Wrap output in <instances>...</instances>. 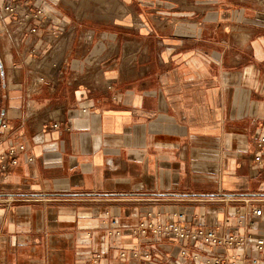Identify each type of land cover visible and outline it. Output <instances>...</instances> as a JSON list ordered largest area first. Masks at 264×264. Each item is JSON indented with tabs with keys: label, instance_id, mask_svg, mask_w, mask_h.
<instances>
[{
	"label": "crops",
	"instance_id": "0c3cea01",
	"mask_svg": "<svg viewBox=\"0 0 264 264\" xmlns=\"http://www.w3.org/2000/svg\"><path fill=\"white\" fill-rule=\"evenodd\" d=\"M262 135L264 0H0V264H264Z\"/></svg>",
	"mask_w": 264,
	"mask_h": 264
},
{
	"label": "built area",
	"instance_id": "2783aa9c",
	"mask_svg": "<svg viewBox=\"0 0 264 264\" xmlns=\"http://www.w3.org/2000/svg\"><path fill=\"white\" fill-rule=\"evenodd\" d=\"M24 9L26 12V18H28L29 6L25 3ZM5 10L12 14L15 11V8L11 5L5 7ZM42 9L37 10L35 13L40 15ZM34 31V30H33ZM33 52V51H31ZM42 81V79H40ZM5 128V125H2ZM53 128L57 127V124L52 125ZM256 153L253 156V162L256 164H261L264 158V135L258 137L255 142ZM23 147H12L10 146L5 152L0 154V168H5V163L8 161L11 165L16 164V155L19 151H22ZM254 217H259L261 215V211L259 209H255L253 211ZM172 232L179 239H192L195 241H201L204 244H211L217 246H225V247H235L243 244H247L249 247H252L258 253H264V238L261 237H251L244 236L241 238H237L232 235H218L214 232L204 231L202 229H193L191 231L180 230L177 227H172L168 232ZM143 233V232H142ZM141 259L146 261L148 259L147 254H142ZM219 261H215L214 264H219Z\"/></svg>",
	"mask_w": 264,
	"mask_h": 264
}]
</instances>
